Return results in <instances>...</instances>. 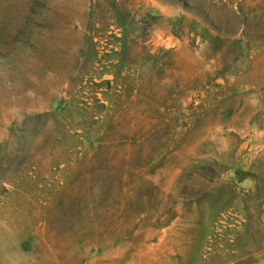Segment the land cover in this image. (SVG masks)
<instances>
[{
  "label": "rangeland",
  "instance_id": "obj_1",
  "mask_svg": "<svg viewBox=\"0 0 264 264\" xmlns=\"http://www.w3.org/2000/svg\"><path fill=\"white\" fill-rule=\"evenodd\" d=\"M0 264H264V0H0Z\"/></svg>",
  "mask_w": 264,
  "mask_h": 264
},
{
  "label": "trees",
  "instance_id": "obj_2",
  "mask_svg": "<svg viewBox=\"0 0 264 264\" xmlns=\"http://www.w3.org/2000/svg\"><path fill=\"white\" fill-rule=\"evenodd\" d=\"M23 32H24V35L27 37V38H31V36H33V34H34V29H33V27H32V25L31 24H26L25 26H24V30H23ZM234 34H236V32L235 31H229V35H234ZM261 39V38H260Z\"/></svg>",
  "mask_w": 264,
  "mask_h": 264
}]
</instances>
